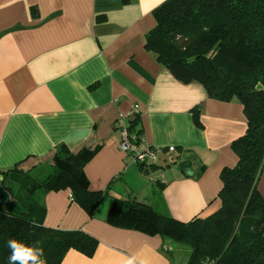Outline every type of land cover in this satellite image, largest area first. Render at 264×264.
I'll list each match as a JSON object with an SVG mask.
<instances>
[{"label":"crops","instance_id":"1","mask_svg":"<svg viewBox=\"0 0 264 264\" xmlns=\"http://www.w3.org/2000/svg\"><path fill=\"white\" fill-rule=\"evenodd\" d=\"M165 1L0 0V171L31 174L62 145L72 153L99 147L83 170L89 191L103 192L93 217L69 190L37 193L45 228L98 242L92 257L71 250L60 264H173L182 256L187 263L182 245L107 224L113 199L181 223L220 208V173L236 166L231 145L247 129L243 107L209 99L199 84H180L145 51L153 11ZM132 110L128 125L157 150L145 166L118 149L113 124ZM183 161L192 178L180 173ZM257 190L264 198V172Z\"/></svg>","mask_w":264,"mask_h":264},{"label":"trees","instance_id":"2","mask_svg":"<svg viewBox=\"0 0 264 264\" xmlns=\"http://www.w3.org/2000/svg\"><path fill=\"white\" fill-rule=\"evenodd\" d=\"M153 17L145 51L180 84H199L211 100L241 104L247 129L231 145L237 163L220 173V208L213 215L181 223L135 200L113 199L105 222L187 247L186 264H264V198L257 190L264 172V0H167ZM198 115L195 110L197 126ZM98 151L58 146L43 180L0 171V185L25 210L20 215L0 204V264H9L10 239L41 247L46 264H60L71 250L93 256L98 242L89 235L44 227L37 193L69 190L72 202L93 217L103 192L89 191L83 170Z\"/></svg>","mask_w":264,"mask_h":264},{"label":"built area","instance_id":"3","mask_svg":"<svg viewBox=\"0 0 264 264\" xmlns=\"http://www.w3.org/2000/svg\"><path fill=\"white\" fill-rule=\"evenodd\" d=\"M135 114L136 111L132 110L129 116L119 115L113 124L119 135L118 149L120 153L130 156L136 164L146 163L147 165L149 160H155L157 150L147 147L135 131H129L128 118ZM166 150L167 153L175 152L174 147H168Z\"/></svg>","mask_w":264,"mask_h":264},{"label":"clouds","instance_id":"4","mask_svg":"<svg viewBox=\"0 0 264 264\" xmlns=\"http://www.w3.org/2000/svg\"><path fill=\"white\" fill-rule=\"evenodd\" d=\"M8 247L10 249L9 264H46L41 247L27 245L15 239L8 241ZM127 264H133L132 260H129Z\"/></svg>","mask_w":264,"mask_h":264},{"label":"water","instance_id":"5","mask_svg":"<svg viewBox=\"0 0 264 264\" xmlns=\"http://www.w3.org/2000/svg\"><path fill=\"white\" fill-rule=\"evenodd\" d=\"M146 163L141 164V166H145ZM179 171L182 175L192 178L194 176V173L191 168V163L188 161H183L179 164ZM3 178L0 177V184L3 183ZM1 186V185H0ZM0 204L4 206H9L10 209H16L19 211L20 215L25 214V210L23 207L16 201H11L10 196L7 192H5L1 187H0Z\"/></svg>","mask_w":264,"mask_h":264},{"label":"rangeland","instance_id":"6","mask_svg":"<svg viewBox=\"0 0 264 264\" xmlns=\"http://www.w3.org/2000/svg\"><path fill=\"white\" fill-rule=\"evenodd\" d=\"M45 163L47 164V162H45ZM48 173H49L48 168L46 166H43V167L35 170L33 173H31L30 176L33 177L34 179H37V180H43L47 176ZM183 248H185L188 251L187 247L184 246ZM188 253H189V251H188ZM186 254H187V252H186ZM187 256H188V254H187ZM177 259H178V261H177ZM177 259L176 258L173 259V264H182V263L184 264L186 261L185 260L186 258H184L183 256H182V258H177Z\"/></svg>","mask_w":264,"mask_h":264}]
</instances>
